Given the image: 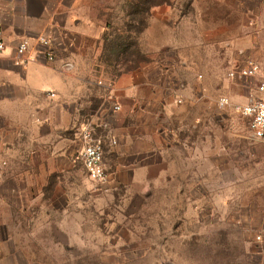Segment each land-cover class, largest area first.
I'll use <instances>...</instances> for the list:
<instances>
[{
    "label": "rangeland",
    "instance_id": "1",
    "mask_svg": "<svg viewBox=\"0 0 264 264\" xmlns=\"http://www.w3.org/2000/svg\"><path fill=\"white\" fill-rule=\"evenodd\" d=\"M112 1L103 38L85 42L90 78L165 81L164 141L138 153L152 167L129 185H101L80 162L56 177L38 169L31 189L6 176L0 264H247L264 142L236 106L264 99V0ZM250 60L261 73L230 76ZM106 122L99 134L113 133Z\"/></svg>",
    "mask_w": 264,
    "mask_h": 264
},
{
    "label": "crops",
    "instance_id": "2",
    "mask_svg": "<svg viewBox=\"0 0 264 264\" xmlns=\"http://www.w3.org/2000/svg\"><path fill=\"white\" fill-rule=\"evenodd\" d=\"M112 3L0 0L8 43V50L0 55V192L8 187V175L15 183L13 190L18 185L31 189L38 185V169L57 172L56 177L82 164L81 129L88 120L99 125L98 132L108 124L105 119L109 120L118 140L105 152L109 185L133 184L141 171L152 167L138 165L137 155L141 150L155 152L164 141L161 126L155 124L156 114L161 117L164 111L155 105L162 108L166 104V82L123 75L113 83V98L121 109L112 114L109 92L103 91L101 80L90 78L93 68L85 63V42L103 38V10L113 8ZM41 35L51 37L54 60L48 59L47 50L39 44ZM24 38L31 41L36 57L26 65L14 60L15 48ZM255 202L254 213L246 215L252 225L247 264H264V192L257 193Z\"/></svg>",
    "mask_w": 264,
    "mask_h": 264
},
{
    "label": "built area",
    "instance_id": "3",
    "mask_svg": "<svg viewBox=\"0 0 264 264\" xmlns=\"http://www.w3.org/2000/svg\"><path fill=\"white\" fill-rule=\"evenodd\" d=\"M38 42L47 52L49 60H54L52 51V40L47 35H41ZM8 50V43L5 36V28L3 16L0 12V55ZM33 46L28 38L22 39L15 48L14 60L17 64H29L36 57L32 54ZM262 65L258 61L250 60L246 66L240 67L239 70L232 72L231 77H247L257 76L262 72ZM99 84L106 87L109 91V96L113 98V83H104L99 81ZM259 92L264 93V83L259 86ZM53 95V94H52ZM218 104L221 108L230 105V99L227 96H222ZM121 109V106L115 103L112 106L111 113H115ZM236 110L248 120L249 129L258 140L264 142V99L255 98L247 103L236 106ZM107 125L105 124L104 127ZM98 127L92 120H88L81 129V137L84 142L83 149L80 153V160L86 169L89 178L101 185L108 186L111 183V177L105 163V152L107 146H116L118 140L112 132L107 134H99Z\"/></svg>",
    "mask_w": 264,
    "mask_h": 264
},
{
    "label": "trees",
    "instance_id": "4",
    "mask_svg": "<svg viewBox=\"0 0 264 264\" xmlns=\"http://www.w3.org/2000/svg\"><path fill=\"white\" fill-rule=\"evenodd\" d=\"M151 4H152V6H154V5H158L157 3H151ZM152 6H148V7L151 9ZM135 20H136V19H135ZM138 22H139V23L141 22V24L143 25V28H139L138 31L141 32V31H143L144 29L147 28L148 25H147V22H146L145 20H144V21H143V20H140V21H138Z\"/></svg>",
    "mask_w": 264,
    "mask_h": 264
}]
</instances>
